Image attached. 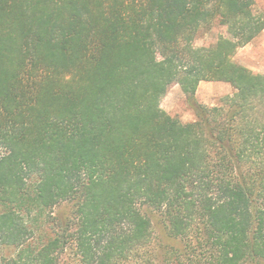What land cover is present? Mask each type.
<instances>
[{"label": "trees", "instance_id": "obj_1", "mask_svg": "<svg viewBox=\"0 0 264 264\" xmlns=\"http://www.w3.org/2000/svg\"><path fill=\"white\" fill-rule=\"evenodd\" d=\"M262 32L256 0H0V264L264 259V73L234 59ZM203 80L236 91L162 107Z\"/></svg>", "mask_w": 264, "mask_h": 264}, {"label": "rangeland", "instance_id": "obj_2", "mask_svg": "<svg viewBox=\"0 0 264 264\" xmlns=\"http://www.w3.org/2000/svg\"><path fill=\"white\" fill-rule=\"evenodd\" d=\"M256 10H264V0H256ZM221 34H228L225 27L216 26L205 30L197 38L196 45H210L216 42ZM234 59L254 72L264 73V32L252 42L240 47L234 54ZM235 91V87L229 82L203 80L200 82L195 94L194 99L197 102L195 103L190 96L183 92L180 84H174L163 97L161 105L171 114L179 116L184 123H196L198 120V111L195 105L198 103L208 106L218 105L224 96L233 95ZM72 209L70 203H63L56 207L55 213L62 218H68L72 215ZM148 211L154 221L156 253H159L161 247L163 248L165 244L174 243L180 245V242L173 241L168 236L161 215L152 209H148ZM156 260L159 261L161 259L156 257ZM61 264H78V257L73 248L67 249ZM244 264H264V259H258Z\"/></svg>", "mask_w": 264, "mask_h": 264}]
</instances>
